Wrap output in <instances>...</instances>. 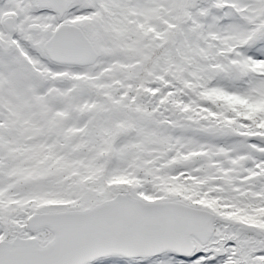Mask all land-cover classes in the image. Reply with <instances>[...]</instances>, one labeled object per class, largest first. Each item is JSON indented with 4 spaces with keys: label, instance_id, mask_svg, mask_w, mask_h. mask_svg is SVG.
I'll use <instances>...</instances> for the list:
<instances>
[{
    "label": "snow or ice",
    "instance_id": "1",
    "mask_svg": "<svg viewBox=\"0 0 264 264\" xmlns=\"http://www.w3.org/2000/svg\"><path fill=\"white\" fill-rule=\"evenodd\" d=\"M0 264H264V0H0Z\"/></svg>",
    "mask_w": 264,
    "mask_h": 264
}]
</instances>
